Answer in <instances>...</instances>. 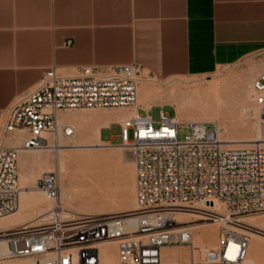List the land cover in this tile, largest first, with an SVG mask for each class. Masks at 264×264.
Returning <instances> with one entry per match:
<instances>
[{
    "label": "built area",
    "instance_id": "obj_1",
    "mask_svg": "<svg viewBox=\"0 0 264 264\" xmlns=\"http://www.w3.org/2000/svg\"><path fill=\"white\" fill-rule=\"evenodd\" d=\"M252 56L261 60L252 87L264 115V49ZM155 78L139 62L82 65L71 74L47 69L12 104L0 132V216L16 212L20 205V153L58 151L76 136L75 127L60 120V112L138 107L139 85ZM145 109L119 121L121 143L131 149L135 161L136 207L113 214L68 209L59 199L58 172H43L35 186L55 199V205L35 224L0 231V242L5 239L7 244L0 260L31 257L39 264H104L98 245L114 241L118 258L113 264H244L250 240L246 229L223 225L215 258L198 261L193 225L219 220L208 208L216 201L225 207L226 219L237 225L242 216L264 211V142L228 147L216 121H180L164 106L153 119L151 108ZM177 211H196L201 217L177 222ZM169 245L190 247L191 258L165 261L163 247Z\"/></svg>",
    "mask_w": 264,
    "mask_h": 264
},
{
    "label": "crops",
    "instance_id": "obj_2",
    "mask_svg": "<svg viewBox=\"0 0 264 264\" xmlns=\"http://www.w3.org/2000/svg\"><path fill=\"white\" fill-rule=\"evenodd\" d=\"M262 49L264 0H0V132L52 67L139 62L159 79L208 76Z\"/></svg>",
    "mask_w": 264,
    "mask_h": 264
},
{
    "label": "bare ground",
    "instance_id": "obj_3",
    "mask_svg": "<svg viewBox=\"0 0 264 264\" xmlns=\"http://www.w3.org/2000/svg\"><path fill=\"white\" fill-rule=\"evenodd\" d=\"M256 76H254V69L249 70L247 77L242 79V81L240 80L238 87H234V89H231L232 87L225 88L221 87V85L214 84L207 88H194L195 90L190 89L187 91H177L173 88L163 90H160L162 89L160 88L156 90L157 88L154 89L153 86L142 82L139 85L137 104L144 105L146 108H151L152 104L173 102L176 104V117L180 121H200V118L203 116L207 118V116L221 115L228 121L227 127L229 135L222 137L226 146H250L254 143L264 142V130L261 128L263 124H261L262 122L260 123V121H264V119H261L258 105L256 103H251V98L253 97L252 82ZM223 84L224 86L227 85H225V83ZM136 112L137 106L90 108L88 112L75 111L70 114L63 111L60 112V120L62 122L71 123L76 129V136L71 144H63V147L53 156L54 158L45 151V153L33 154L32 151L34 150H25L20 153L19 176L22 186L20 205L16 212L0 216V231H7L23 224H35L39 222L41 216L47 214L49 210L54 207L55 203L53 198L48 197L44 191L36 186L32 187L31 185L32 182L35 181L37 175L46 171L57 170L62 174V184L67 185V187L62 186L59 199L63 201L65 197H71L77 200L81 205V213L113 214L126 211L125 209L129 207H132L130 209L135 208L136 179L134 178V170L133 179H131L130 182L124 179L127 183L123 188L124 190L121 189L123 195L119 199L112 198L111 196V193H113L112 190H110L111 182H106L103 178H101L104 180L103 183L94 184L93 181L94 170L98 169H94V167L102 168L103 164L104 166L105 164H110V161L109 164L106 162L109 160L110 153H107L103 149L100 150L101 147L99 146L111 145V148L128 147L122 143L112 144L110 141H105L101 137L102 128L109 127L114 121H122L124 118ZM251 117L257 119L255 122L257 133L252 135V133L249 132L251 135H247L248 133L246 132L247 134L236 135L235 133L247 129ZM102 148L105 149V147ZM112 151L113 150L110 152ZM115 155L118 156L115 159L121 162L124 157L123 153H115ZM115 164H117V162ZM133 167L134 166L131 168ZM121 170H123V168ZM112 195L115 194L113 193ZM70 205L71 204H69V206ZM208 208L218 213L219 220L217 222L205 221L194 223L193 253H197L203 260H206L207 256H216L219 248L220 230L219 226L215 225V227H212V225L218 223L233 229H246L250 234V240L246 247L243 263L264 264V214L244 215L240 218V225H237L226 219L225 215L227 212L224 213L225 209L223 210L222 204L219 201L211 205L208 204ZM173 215L177 222L190 221L201 217L200 213L196 211H177ZM134 220L133 217L130 223H133ZM98 246L101 250L104 264H113L117 261L116 242H102ZM6 247L7 244L4 239L0 242V251L6 250ZM186 247L185 245L164 246V260L188 261L191 258L192 251L190 249L188 250ZM0 264L39 263L33 258H23L15 262L0 261Z\"/></svg>",
    "mask_w": 264,
    "mask_h": 264
},
{
    "label": "rangeland",
    "instance_id": "obj_4",
    "mask_svg": "<svg viewBox=\"0 0 264 264\" xmlns=\"http://www.w3.org/2000/svg\"><path fill=\"white\" fill-rule=\"evenodd\" d=\"M252 69H254V76H256L257 73H259V71L261 69V60L258 57L249 56V57L243 59L242 61H240L238 63H235L233 65L221 66L215 72H213L212 74H210L208 76H205V75H202V76L187 75V76H173V77H168V78H164V79H159V78L156 77L155 80L147 81V82L144 81V82L147 83V84H149L150 86H153L154 89L157 88L156 90H158L160 88H162L160 90L173 88V89H175L177 91H179V90H185V91H187V90H190V89L191 90H195L196 88H204V87L207 88V87H210L211 85H214V84L221 85V87H225V88H231L232 87L231 89H234V87L235 88L238 87V85H239L238 83H240V80L242 81V79L246 78L249 70H252ZM237 78H238V80H237ZM223 83H225V85L226 84L227 85L224 86ZM251 99H252L251 100L252 101L251 103H255L253 97ZM164 104H165V111L167 113H169L170 115H174L176 113V104H174L173 102H164L162 104H160V103L152 104L153 108L150 110V115H151V117L153 119H158L159 118V108L161 106H163ZM81 109H78V110L77 109H69V110H65L63 112H66V113H69L70 114V113L75 112V111H78V112H84V111H87L88 112V111H90V109H84V108H81ZM140 111L143 112V113H145L146 112V109L143 108V107H141L140 108ZM260 116H261V119H264V115H262L261 112H260ZM200 119H201L200 121H216V122H218L219 125H220V132L222 134V137H224L226 135H229L228 127H227L228 126V121H226L221 115L220 116H207V118H206V116H203ZM252 119H253V121H252ZM256 120H257L256 118L251 117L250 118V122L252 124L250 122L248 123L249 124V125H247V129L248 130L246 129L244 131H239V132H237L235 134L236 135H242V134H247L248 133L247 135H251L249 133V132H251L252 135H255L257 133V128H256V125H255ZM260 123L264 125V121H260ZM263 125H262L261 128L264 130V126ZM251 128H252V130H251ZM121 131H122L121 124L118 121H114L109 127H103L102 128V137H103V139L105 141H110L112 144H121V142L123 141L122 136H121ZM130 136H131V131H130ZM9 141H10V139L7 140V142H9ZM110 146L111 145H102V146H99V147H101L100 150L103 149L107 153H110L109 160L106 161L108 164H109V161H110V164L109 165L105 164V166L103 164L102 165V168H100V167H94V169H97V168L98 169L97 170H94V181H93V183L94 184L95 183L96 184H99L101 182L103 183L104 180L106 182H111L110 183V190H112V192L116 195V197H115V195H112L113 193H111V196H112V198L119 199L123 195L122 190H124L123 188L125 187V184L127 182H130L131 179H133V170L135 172V177L134 178L136 179L135 161H134L133 154H132V151H131L130 148H128V147H117V148H114L113 147V148H111ZM102 147H105V149L102 148ZM108 147H110V148H108ZM110 149L113 150V151L110 152L111 151ZM41 151H43V152H41ZM44 151L46 153H48L52 158H54L53 156H55V154L57 153L56 150H50V149L49 150L48 149L36 150V151H32V153L33 154L45 153ZM29 153L32 154L31 152H29ZM115 153L116 154L123 153V156L124 157L122 158V161L121 162L119 160L115 159L116 157H118V156L115 155ZM116 162H117V164H115ZM132 166H134V167L131 168ZM110 167L111 168H114V169H111ZM122 168H123V170H121ZM54 171H57V170H54ZM103 171H105V172H103ZM111 171H113V172H111ZM127 173H128V175H127ZM58 174L60 175L59 176V179H60V186H61V188H62V186L63 187L64 186L67 187V185L62 184V174L59 173V172H58ZM40 175L41 174L37 175L36 178L38 176H40ZM103 175H105V176L107 175V176L105 177ZM110 175H111V177H110ZM97 176H99V177H97ZM95 178L96 179L99 178V179L96 180ZM101 178H103L104 180L101 179ZM124 179H126L127 182ZM109 180H111V181H109ZM35 181H36V179H35ZM35 181L32 182V184H31L32 187L35 186ZM66 198H69V199H66ZM76 201L77 200H74L71 197H65L64 200H63V205L65 207L67 206L66 208L69 207L68 209H72L74 211L80 212L81 205L78 203V201L77 202ZM66 202L69 203V204H71L72 206L71 205L69 206V204H67ZM54 203H55V199H54ZM77 208H78V210H77ZM130 208H132V207L126 208L125 210H129ZM222 208H223V210L225 209V207L223 205H222ZM226 212L227 211L225 209L224 210V213H226ZM262 213L264 214V211L263 212H259V213H255V214L259 215V214H262ZM202 222H205V221H202ZM208 222H213V221H208ZM215 225L216 226H219V230H221V227L224 224H221L220 225L218 223H214L212 225V227L213 226L215 227ZM237 230L240 231L242 229H237ZM219 233H220V231H219ZM186 248L188 250L190 249V247H188V246ZM194 256L197 258V259L196 258L195 259L198 260V261L203 260L201 258V256H199L197 253L196 254L194 253ZM23 258H31V257L7 258V259H3V260H0V261L15 262V261L20 260V259H23ZM207 258H208V260H210V259H214L215 257H210V256L208 257L207 256Z\"/></svg>",
    "mask_w": 264,
    "mask_h": 264
}]
</instances>
